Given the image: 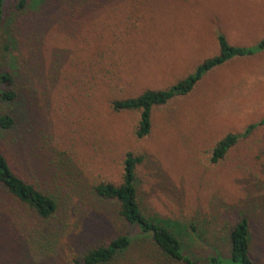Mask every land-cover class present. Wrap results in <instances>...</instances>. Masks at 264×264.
Segmentation results:
<instances>
[{"label": "rangeland", "instance_id": "374dc122", "mask_svg": "<svg viewBox=\"0 0 264 264\" xmlns=\"http://www.w3.org/2000/svg\"><path fill=\"white\" fill-rule=\"evenodd\" d=\"M46 10L47 27L38 33L36 18ZM8 13L0 73L14 75L18 99L0 102V115L16 122L0 128V145L60 209L44 221L0 185V264H70L133 232L116 203L94 190L121 182L128 152L145 157L137 173L142 209L174 223L189 254L205 260L219 253L222 264H236L228 259L229 237L244 215L252 259L264 264V127L212 162L221 139L264 119V51L234 58L188 96L156 109L143 140L134 134L137 113L100 102L90 83L100 69L88 63L109 40L108 78L121 77L111 98L173 86L219 54L220 34L231 45L255 47L264 38V0H36L23 11L10 4ZM117 35L134 40L119 44ZM33 53L39 59L30 62ZM154 252L148 242L113 264H166Z\"/></svg>", "mask_w": 264, "mask_h": 264}, {"label": "trees", "instance_id": "16d2710c", "mask_svg": "<svg viewBox=\"0 0 264 264\" xmlns=\"http://www.w3.org/2000/svg\"><path fill=\"white\" fill-rule=\"evenodd\" d=\"M31 2L36 3V0H0V29L5 25V21L8 18V5L12 4L16 11H23ZM80 10L88 13V10H83L82 8ZM46 12L47 10L42 13L41 18H36L35 31L38 33H44L47 27L44 17ZM61 12L65 13L64 10H61ZM30 31L32 32V30ZM116 37L113 40H118L119 44L129 43L134 40L133 38L130 40V36L125 38V36L117 35ZM218 42L220 46L219 54L206 59L195 73L181 79L175 85L164 89H146L136 96L111 98L108 97V90L117 85L121 77L108 78V66L103 60L109 54L115 52V48L111 46L112 44H108L111 43L109 40H106L104 42L106 44L103 43L100 48H96L97 53L88 62L92 70H94V67L100 69L99 73L93 74L90 83L99 90L102 104L109 100L108 103L115 112H133L138 114V122L134 128V134L137 140H143L151 135L153 116L156 109L167 106L179 97L188 96L209 72L220 68L234 58L251 56L264 51V38L253 48L231 45L223 34L218 35ZM35 51L36 53L39 52L40 47ZM31 55L28 58L30 62L36 54L33 53ZM35 59L37 61L39 57L36 55ZM115 74L111 77H114ZM14 81V75L11 72L0 73V83L3 85V88L0 87V102L13 103L17 101L18 93L13 88ZM15 123V118L11 114L0 115V128L2 130H11L14 128ZM258 127H264V119L248 126L243 133L226 135L213 149L212 162L218 163L224 159L240 139L248 137ZM144 161L145 157L143 155L128 152L123 162L124 170L121 182L117 184L102 182L94 186L96 195L102 200L115 202L118 207V215L124 221V225L132 226L135 230L123 235H117L108 243L88 249L73 258L70 264H113L122 259L133 248L144 246L148 242L155 250L151 258L159 257L166 264H222L219 253L205 260L195 258L186 251L184 242L174 223L148 216L144 212L139 201L137 187L138 168L144 164ZM0 185L12 197L33 210L44 221L52 219L60 209L58 200L52 194L41 190L36 184L22 177L21 169L16 164L14 157L5 152L1 145ZM229 240L231 250L228 259L231 262L236 264H256L251 255V227L247 216H241L240 221L231 231Z\"/></svg>", "mask_w": 264, "mask_h": 264}]
</instances>
